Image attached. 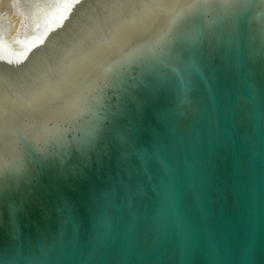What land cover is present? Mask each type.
Masks as SVG:
<instances>
[{"label": "water", "instance_id": "obj_1", "mask_svg": "<svg viewBox=\"0 0 264 264\" xmlns=\"http://www.w3.org/2000/svg\"><path fill=\"white\" fill-rule=\"evenodd\" d=\"M0 25V264H264V0H46Z\"/></svg>", "mask_w": 264, "mask_h": 264}, {"label": "rangeland", "instance_id": "obj_2", "mask_svg": "<svg viewBox=\"0 0 264 264\" xmlns=\"http://www.w3.org/2000/svg\"><path fill=\"white\" fill-rule=\"evenodd\" d=\"M46 0H0V25H9V37L23 33L22 24L27 25L26 33H30L34 9L42 10Z\"/></svg>", "mask_w": 264, "mask_h": 264}, {"label": "bare ground", "instance_id": "obj_3", "mask_svg": "<svg viewBox=\"0 0 264 264\" xmlns=\"http://www.w3.org/2000/svg\"><path fill=\"white\" fill-rule=\"evenodd\" d=\"M33 31L31 30V32L30 33H32ZM9 38H13L12 36L11 37H9Z\"/></svg>", "mask_w": 264, "mask_h": 264}]
</instances>
